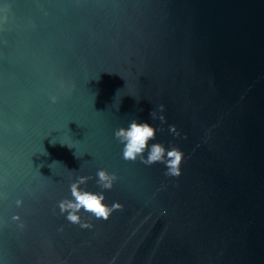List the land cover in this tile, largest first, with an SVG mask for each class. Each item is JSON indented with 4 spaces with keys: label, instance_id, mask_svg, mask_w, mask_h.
<instances>
[{
    "label": "water",
    "instance_id": "95a60500",
    "mask_svg": "<svg viewBox=\"0 0 264 264\" xmlns=\"http://www.w3.org/2000/svg\"><path fill=\"white\" fill-rule=\"evenodd\" d=\"M133 119L179 176L123 159ZM0 264H264V0H0Z\"/></svg>",
    "mask_w": 264,
    "mask_h": 264
},
{
    "label": "clouds",
    "instance_id": "9594fccd",
    "mask_svg": "<svg viewBox=\"0 0 264 264\" xmlns=\"http://www.w3.org/2000/svg\"><path fill=\"white\" fill-rule=\"evenodd\" d=\"M51 102H56V97H50ZM165 111L164 105L159 106V113L152 111L150 116L153 120H159L162 124L166 123V117L163 115ZM162 129H159L161 131ZM158 129L150 126L148 123H137L132 120L127 127H120L115 130V138L123 145L122 157L126 161L135 162L139 160L146 167H151L156 163L165 165V175L179 176L180 164L182 162L183 153L175 147L166 148L164 144L156 142L149 143L156 139ZM171 133H176L174 126H169ZM178 135V133H176ZM145 153L147 155L145 156ZM92 176H78L74 182L70 184L71 199L65 198L58 202V208L61 215L73 224H79L82 228L91 227L88 223L81 220V211L90 214L96 219L107 220L112 212L119 210L122 205L113 202L111 205L105 203V190H111L117 177L107 170L99 169L96 172V184L102 189L100 192H92L84 190L81 185H86ZM17 206L22 205L21 200L16 201ZM13 220H19L18 216H14Z\"/></svg>",
    "mask_w": 264,
    "mask_h": 264
}]
</instances>
